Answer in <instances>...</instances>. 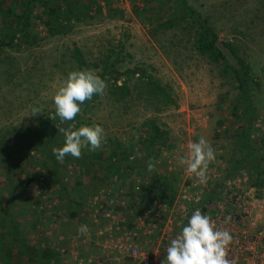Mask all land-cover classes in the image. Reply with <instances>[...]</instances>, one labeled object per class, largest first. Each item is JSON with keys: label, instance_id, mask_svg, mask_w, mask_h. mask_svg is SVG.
<instances>
[{"label": "rangeland", "instance_id": "374dc122", "mask_svg": "<svg viewBox=\"0 0 264 264\" xmlns=\"http://www.w3.org/2000/svg\"><path fill=\"white\" fill-rule=\"evenodd\" d=\"M92 1L93 17L77 22L67 34L49 36L37 19L28 34L30 42L0 47V137L44 134L43 120L55 115V90L70 71L79 69L76 49L95 72L106 60L117 68L107 72L105 92L83 103L76 118L65 124L77 129L101 126L105 142L100 149L88 146L81 158L69 155L61 162L53 154V148L63 145L60 133L63 140L49 144V152L0 150L1 207L16 217L20 238L57 250L53 264H91L99 256L106 261V250L116 253L113 243L141 221L153 199L190 193L205 198L203 184L179 162L187 154L186 145L200 137L215 151L204 184L244 171L251 182L264 175L254 168L256 159L264 160V0H184L217 41L233 49L229 60L243 66L245 91L224 59L215 62L198 52L194 45L201 28L193 16L176 18L182 7L175 0ZM3 15L0 35L12 23V15ZM173 17L174 24L165 26ZM136 68L138 74L126 82L129 94L119 98L118 91H111L115 83L124 82L118 73ZM140 73L164 87L167 97L148 93ZM33 108L42 113L32 116ZM151 122L164 135L149 149L145 139ZM129 145L130 157L135 155L142 165L139 174L130 176L124 165L120 173L110 174L99 163H81L91 152L100 150L104 157L110 149L126 152ZM150 160L155 175L167 178L170 191L143 170ZM68 199L80 204H69ZM75 210L78 214L70 216ZM80 225H87L89 234L81 235ZM2 250L1 264H36L17 249L4 260Z\"/></svg>", "mask_w": 264, "mask_h": 264}, {"label": "trees", "instance_id": "16d2710c", "mask_svg": "<svg viewBox=\"0 0 264 264\" xmlns=\"http://www.w3.org/2000/svg\"><path fill=\"white\" fill-rule=\"evenodd\" d=\"M175 1L182 7L181 14H179L176 18L184 20L188 15L193 16L201 28L199 37L196 39L194 45L198 52L200 54L206 55L210 60L215 62L219 61L221 58L224 59L226 61V67L231 72H233L236 79L238 80L239 88L242 91H245L243 66L240 67L239 64L235 65L229 60V58L216 44L217 38L215 34L204 24V21H202L198 15H195L194 12L188 8L184 0ZM92 7V0H0V13L4 14L3 18L6 19L7 16L12 15L10 21L12 22L11 25L7 27L3 35H0V47H13L14 45H20L22 42H30L28 39V34L31 30L34 20L37 19L41 21L44 30L49 36L67 34L71 30L72 26H74V24L77 22H85L86 20L93 17ZM176 18H168L164 22V25L170 27L174 24V20H176ZM223 44L227 47L228 51L234 55L233 49H231V47H229L227 44ZM74 56L79 69H89L78 49H76ZM113 68L117 70L115 63H110L108 60H106L103 62L102 70L97 71L96 73L102 80H105L107 72L109 73L113 70ZM138 72L139 71L136 68L127 69L122 71V73H118L124 77V82L120 85L115 83L111 91H118L119 98H124L130 92L129 85L126 82L129 80L131 81L133 76L138 74ZM138 77L143 84L142 86L148 89V93H154L158 95L160 94L161 96H164V98L167 97L164 87H162L158 82L141 73ZM93 98L94 96L92 99ZM66 123L67 122L62 123L59 117H57L55 120L44 119L42 123L43 125H41V131L44 132V134L36 131L35 133L31 134L25 133L27 137L24 135H22V137L15 138L11 136L7 137V135L5 137L2 136L0 137V150L5 148L9 151L21 149L22 152L25 153L30 151L32 148H37L41 151L49 152V144L55 141L61 142L63 140L57 128L65 127ZM146 133L148 137L145 139V141L147 142V148L149 149L154 143L160 142L164 135L158 125H156L154 122L149 124L146 129ZM127 149L128 150L126 152H123L124 150L117 151L116 149H110L109 153L104 157H102V152L100 150L94 151L91 152L89 156L84 155L81 159V163L84 164L85 167L92 166L93 163H99L101 165V169L105 168L110 174L114 173L116 170H119L120 173V169L124 165L129 168L130 176L134 173L139 174L140 167L142 166L139 158H137L135 155H133L132 158L130 157V155L133 153L132 145H129ZM259 160L261 159H256V162ZM143 170L145 171L147 169L143 167ZM150 175L153 182L154 180H158V182L163 184L168 191L172 189L169 182L167 181V178L155 175L154 171H151ZM164 199H170L169 201H172V198H169L168 196L163 198V200ZM74 202L73 199L67 200V203L69 204H73ZM76 203L80 204V201L75 202V204ZM1 206L2 204H0V220L2 219V216L8 215L7 210ZM78 212L79 211L76 210L71 211L70 216H76ZM6 224L9 225L10 223H2V221L0 222L1 226H6ZM12 227H14L12 228L13 231H16L17 227L14 225ZM12 229L11 227L6 229V238L3 233H0V249L3 247L7 248L8 250L11 248H16L19 255L25 256L28 261L34 262L36 264H53L57 259V250L53 249L49 245L35 247V245L30 244L28 241L20 238L19 236L14 237V235H12L13 233L10 234L9 232ZM8 257L9 254L6 253L4 260Z\"/></svg>", "mask_w": 264, "mask_h": 264}, {"label": "built area", "instance_id": "2783aa9c", "mask_svg": "<svg viewBox=\"0 0 264 264\" xmlns=\"http://www.w3.org/2000/svg\"><path fill=\"white\" fill-rule=\"evenodd\" d=\"M261 130V140H264V120ZM262 161L255 162L257 173L258 170L264 173ZM247 175L244 171L238 176L222 179L215 184H203L208 191L205 198L190 193L182 198L175 197L171 202L161 198L153 199L149 208L144 209L141 221L128 228L122 234L123 238L113 243L116 253L110 254V251L106 250V261L98 255L99 257L89 262L161 264L166 259L170 241L181 232L192 213L200 209L202 214L212 218L218 228L229 231L233 237L228 246L230 260H235L236 264H264V175L260 181L254 182L248 181ZM192 188L191 186L189 191ZM96 216L93 214V218ZM225 217L231 219L225 223Z\"/></svg>", "mask_w": 264, "mask_h": 264}, {"label": "clouds", "instance_id": "9594fccd", "mask_svg": "<svg viewBox=\"0 0 264 264\" xmlns=\"http://www.w3.org/2000/svg\"><path fill=\"white\" fill-rule=\"evenodd\" d=\"M107 84L92 69H77L70 71L59 84L53 94L55 115L49 117L60 121H73L81 111V105L91 100L94 95H102ZM41 108H33L32 116L41 114ZM58 132L63 135L61 147L53 148L57 160L63 162L66 156L81 158L82 149L90 146L92 150L100 149L105 142L104 129L93 124L82 125L78 129L74 124L67 128L59 127ZM187 154L180 158V164L186 165V170L194 174L201 184L207 182V169L215 159V151L209 142L200 137L198 142L186 145ZM155 169L154 163L147 162L149 172ZM231 217H225L227 223ZM87 225H80L81 235L89 234ZM233 237L229 231L218 228L209 215L202 214L196 209L181 232L170 241L166 250V259L161 264H236L228 258V246Z\"/></svg>", "mask_w": 264, "mask_h": 264}, {"label": "crops", "instance_id": "0c3cea01", "mask_svg": "<svg viewBox=\"0 0 264 264\" xmlns=\"http://www.w3.org/2000/svg\"><path fill=\"white\" fill-rule=\"evenodd\" d=\"M1 221H2V223H10L9 225L8 224H6V226H1L0 225V228L2 229V233H3V235L5 236V238H6V236H7V231H6V229H8V227H11V229L12 228H14V227H12L13 225L15 226L16 225V222H17V220H16V217L15 216H13L12 214H10V215H7V216H2V219H1ZM16 229V228H15ZM10 234H12V235H14V237H18V232H17V229H16V231H13V229L12 230H10V232H9ZM1 241V240H0ZM3 241H4V239H3ZM4 249L2 250V249H0V251L2 250V253L5 255L6 253H8V252H10V251H12V250H16V248H11L10 250H8L7 248H5V247H3ZM9 254V253H8ZM10 256V255H9ZM64 256V255H63ZM1 264V263H0Z\"/></svg>", "mask_w": 264, "mask_h": 264}, {"label": "water", "instance_id": "95a60500", "mask_svg": "<svg viewBox=\"0 0 264 264\" xmlns=\"http://www.w3.org/2000/svg\"><path fill=\"white\" fill-rule=\"evenodd\" d=\"M216 44L218 45V47H220V49L223 51V53H224L228 58H231V55H230L228 49L224 46L223 43H221L220 41H216Z\"/></svg>", "mask_w": 264, "mask_h": 264}]
</instances>
